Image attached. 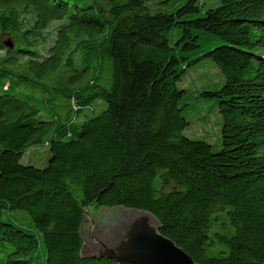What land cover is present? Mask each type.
<instances>
[{"label": "trees", "instance_id": "trees-1", "mask_svg": "<svg viewBox=\"0 0 264 264\" xmlns=\"http://www.w3.org/2000/svg\"><path fill=\"white\" fill-rule=\"evenodd\" d=\"M155 1L0 0V264H116L80 256L79 227L93 207L151 213L197 264H264V0L204 10L186 0L171 13L152 10ZM58 22L46 46L42 33ZM203 37L222 43L203 49ZM80 56L95 64L83 84ZM203 60L223 78L201 92L217 100V150L183 133L178 85ZM106 63L109 87L100 83ZM60 69L79 73L60 84ZM29 87L45 106L65 100L80 121L42 119ZM40 145L45 167L20 163ZM17 210L29 229L2 218Z\"/></svg>", "mask_w": 264, "mask_h": 264}, {"label": "rangeland", "instance_id": "rangeland-1", "mask_svg": "<svg viewBox=\"0 0 264 264\" xmlns=\"http://www.w3.org/2000/svg\"><path fill=\"white\" fill-rule=\"evenodd\" d=\"M186 0H167L162 3H158L155 1V6H152V10L161 11L165 13L173 12L178 6L183 4ZM204 4L202 6V10L207 9L215 4L217 0H201ZM218 4V2H217ZM32 24V22H31ZM59 24L61 23H52L50 26L43 32L45 35V39L47 43L45 45H53L55 37L57 36L56 30L59 28ZM180 29L174 28L169 34L168 39L169 43L172 45L176 38L179 36ZM210 40L208 37H203L201 39V46L203 49L213 47L216 45H220L222 41L219 38H215ZM5 40V38H4ZM45 45L41 48H45ZM81 56L76 58V64H79L78 70H82L80 72V84L85 81L92 79L95 75V64L94 60L90 57L85 58V61L82 60L80 62ZM87 67V68H85ZM79 71L75 72H63L62 69L58 71L59 76L62 78L60 84L67 83L69 76H75ZM109 66L106 63L105 67L101 73L100 83L102 82L104 85L109 87L107 84V79H109ZM30 77H34L32 73H30ZM35 78V77H34ZM50 78H44L48 80H42L40 82L44 83ZM223 82V78L211 60H203L200 63L196 64L192 68H190L185 76L183 83L178 86L184 88L187 92L186 95L181 99L180 106L183 107L182 114L188 122V126L184 130V135L188 136L193 140H203L212 145L213 150H217L220 147V131L222 126L221 116L218 112L217 103L214 97H202L201 92L213 91L218 88ZM53 82L47 83L49 86H52ZM53 87L47 89L50 91V95L54 97V92L57 89H53ZM36 92V94L34 93ZM30 94L34 96L33 105L40 111L39 115L42 119L51 120L54 116V112L57 113L60 120L63 121L67 116L70 118L73 124L78 123L79 116L77 117L76 113H69V108L67 106V102L62 98L58 97L53 102H49L48 106L44 105V101L47 96L43 94L40 90L36 88H28V99H30ZM20 98H23L20 95H17ZM93 110L91 112H87V116H94L98 114L103 108H105V104L101 102V104H93ZM54 110V111H53ZM49 149L47 146L40 145L36 148H32L24 152L20 159V163L23 165H31L36 168H43L46 166L47 161L49 159ZM96 208H87L85 211H95ZM2 218L11 219L15 224H19L21 219L24 222V226L28 225L29 229V216L21 210L14 211L12 213H3ZM28 221V224H26ZM20 226V225H18Z\"/></svg>", "mask_w": 264, "mask_h": 264}, {"label": "water", "instance_id": "water-1", "mask_svg": "<svg viewBox=\"0 0 264 264\" xmlns=\"http://www.w3.org/2000/svg\"><path fill=\"white\" fill-rule=\"evenodd\" d=\"M98 211L113 215H95ZM159 230L158 220L144 210L114 207L85 211L79 227L80 256L106 258L116 264H197Z\"/></svg>", "mask_w": 264, "mask_h": 264}, {"label": "flooded vegetation", "instance_id": "flooded-vegetation-1", "mask_svg": "<svg viewBox=\"0 0 264 264\" xmlns=\"http://www.w3.org/2000/svg\"><path fill=\"white\" fill-rule=\"evenodd\" d=\"M101 214V211H98V213H96L95 215H100ZM103 215H113V213L109 212V211H104L102 212ZM101 214V215H102ZM118 215H122V213L118 214Z\"/></svg>", "mask_w": 264, "mask_h": 264}]
</instances>
